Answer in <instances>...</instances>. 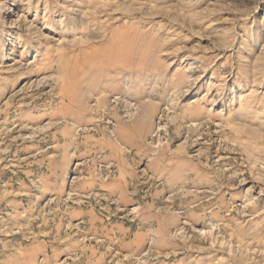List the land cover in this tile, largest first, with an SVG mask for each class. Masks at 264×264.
I'll return each instance as SVG.
<instances>
[{
	"label": "rangeland",
	"instance_id": "obj_1",
	"mask_svg": "<svg viewBox=\"0 0 264 264\" xmlns=\"http://www.w3.org/2000/svg\"><path fill=\"white\" fill-rule=\"evenodd\" d=\"M0 264H264V0H0Z\"/></svg>",
	"mask_w": 264,
	"mask_h": 264
}]
</instances>
